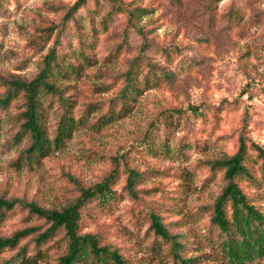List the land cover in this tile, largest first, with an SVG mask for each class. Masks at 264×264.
Masks as SVG:
<instances>
[{"label":"rangeland","instance_id":"1","mask_svg":"<svg viewBox=\"0 0 264 264\" xmlns=\"http://www.w3.org/2000/svg\"><path fill=\"white\" fill-rule=\"evenodd\" d=\"M74 2L0 0V98L10 78H32L53 46L59 56L83 51L90 58L78 76L61 81L76 117L88 103L99 107L60 148L28 164L19 157L29 140L14 137L23 97L0 102V196L17 199L0 218V235L33 228L0 261L55 264L66 250L65 230L36 242L49 221L26 202L59 208L109 176L116 200H84L78 232L94 233L126 264H180L149 227L146 212L155 210L170 232L184 233L191 264H230L209 235L211 205L225 184L210 162L231 155L242 133L264 147V0H85L72 10ZM137 5L146 13L132 24L127 10ZM136 61L141 82L157 81L141 83L125 115L98 125ZM60 111L56 101L47 106L50 133ZM130 165L142 172L136 195L125 187ZM256 202L264 208V196ZM250 264H264V255Z\"/></svg>","mask_w":264,"mask_h":264},{"label":"trees","instance_id":"2","mask_svg":"<svg viewBox=\"0 0 264 264\" xmlns=\"http://www.w3.org/2000/svg\"><path fill=\"white\" fill-rule=\"evenodd\" d=\"M85 0H75L72 10ZM143 6H134L127 10L128 19H133L140 13H146ZM75 52L58 55L52 46L43 57V63L38 72L30 79L20 77L10 78L4 95L0 98L3 105H7L14 97H23L24 108L21 110V122L14 137L27 138L28 144L22 149L19 158L28 164L37 162L52 150L60 148L68 140L74 130L84 125L88 115L98 109L97 104L88 103L85 112L76 117L74 113V99L66 93V84L62 80L78 76L89 57L83 52L75 56ZM138 62L132 63L124 72V84L114 98L113 106L98 116V125L106 124L126 114L128 104L151 81H157L158 76H145L142 82L138 79ZM163 76L166 71L162 70ZM155 79V80H154ZM56 101L61 108L55 130L48 131L45 116L47 106ZM46 102L48 105H46ZM117 109L114 106L118 105ZM165 145V144H164ZM148 149L157 151L156 144H148ZM165 150H169L167 145ZM251 153L254 155L252 156ZM253 157V161L250 158ZM127 159L124 158V161ZM258 161L261 177L253 173L254 163ZM125 187L132 195H136L135 188L142 172L135 166H127ZM223 171L225 184L214 199L210 210L209 235L214 236L224 251L230 264H250L264 255V208L256 201L264 196L261 183L264 182V147L252 138L241 134L238 138L236 150L229 156L214 159L210 162V171ZM109 176L92 186L81 190L75 201L56 207H44L35 202H26L30 211L42 215L49 225L36 236V242H43L50 237L57 228L63 227L68 238L66 250L58 257L55 264H126L121 253L108 243H101L99 238L91 232H78L79 206L88 198H96L97 203L108 206L116 200L117 194L111 187ZM245 184H244V183ZM16 198L0 196V218L11 209ZM149 227L160 239L169 242V249L180 264H191L195 256H184L183 232H170L162 215L155 210L146 212ZM32 227L18 228L8 235H0V253L7 247H14L19 239L26 235ZM20 249H23L22 247ZM23 253V250H19ZM29 257L23 256L19 264ZM0 264H13L8 259Z\"/></svg>","mask_w":264,"mask_h":264}]
</instances>
